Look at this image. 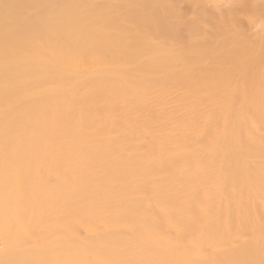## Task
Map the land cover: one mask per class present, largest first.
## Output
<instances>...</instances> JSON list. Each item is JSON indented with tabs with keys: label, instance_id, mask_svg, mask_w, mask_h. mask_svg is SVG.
<instances>
[{
	"label": "bare ground",
	"instance_id": "1",
	"mask_svg": "<svg viewBox=\"0 0 264 264\" xmlns=\"http://www.w3.org/2000/svg\"><path fill=\"white\" fill-rule=\"evenodd\" d=\"M264 0H0V264H264Z\"/></svg>",
	"mask_w": 264,
	"mask_h": 264
},
{
	"label": "snow or ice",
	"instance_id": "2",
	"mask_svg": "<svg viewBox=\"0 0 264 264\" xmlns=\"http://www.w3.org/2000/svg\"><path fill=\"white\" fill-rule=\"evenodd\" d=\"M262 15H264V13H262Z\"/></svg>",
	"mask_w": 264,
	"mask_h": 264
}]
</instances>
